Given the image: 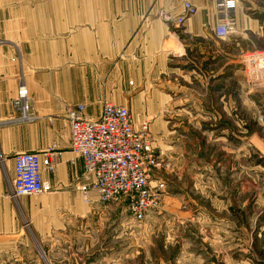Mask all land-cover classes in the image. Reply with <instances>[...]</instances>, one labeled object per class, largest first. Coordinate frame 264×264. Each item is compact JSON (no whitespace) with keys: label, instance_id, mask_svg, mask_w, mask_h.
<instances>
[{"label":"crops","instance_id":"0c3cea01","mask_svg":"<svg viewBox=\"0 0 264 264\" xmlns=\"http://www.w3.org/2000/svg\"><path fill=\"white\" fill-rule=\"evenodd\" d=\"M253 1L238 0L233 13L238 27L247 23V8L257 6ZM185 3L197 12L180 28L162 18L163 14L179 18ZM217 19L215 0H0V264H41L26 231V224H33L34 208L27 199L11 195L16 154L58 150L61 158L55 172L43 173L48 195L54 196V203H79L76 193L84 166L71 152L69 108L84 105L87 117L98 119L104 103L111 102L130 111L137 129L143 117L137 122L134 109L152 108L156 118L149 125L151 132L165 122L171 94L184 89L179 80H184L188 91L189 81L196 77L204 89L202 107L235 106L236 88L225 87V77L227 61L236 56L226 53L225 41L215 37ZM175 29H180L178 34ZM191 53L201 57L199 66L192 62L185 72L169 64ZM167 76L171 94L164 89ZM21 84L27 86L39 120L27 126H2L13 115L12 101ZM155 151L163 159L164 154ZM168 195L165 185L162 197ZM91 201L98 200L93 195ZM215 247L219 252L226 246ZM176 264L236 261L218 256Z\"/></svg>","mask_w":264,"mask_h":264},{"label":"rangeland","instance_id":"374dc122","mask_svg":"<svg viewBox=\"0 0 264 264\" xmlns=\"http://www.w3.org/2000/svg\"><path fill=\"white\" fill-rule=\"evenodd\" d=\"M253 2L257 6L244 12L246 25L235 22L223 41L226 53L236 56L227 61L225 77V87L236 88L235 106L202 107L200 77L189 81L188 91L180 79L184 89L173 95L170 77L164 79L173 100L163 113L165 122L150 132L154 151L164 154L163 169L152 178L162 182L151 183L160 206L144 221H136L122 203H85L83 180L78 204L54 203L48 194L22 197L34 208L26 231L41 264H176L218 256L264 264V89L250 82L241 63L245 53L264 51V0ZM192 62L199 66L201 57L191 53L169 64L186 72ZM134 110L137 122L143 117L137 127L144 121L153 125L152 108ZM165 185L169 198L162 197ZM216 244L226 247L218 252Z\"/></svg>","mask_w":264,"mask_h":264},{"label":"built area","instance_id":"2783aa9c","mask_svg":"<svg viewBox=\"0 0 264 264\" xmlns=\"http://www.w3.org/2000/svg\"><path fill=\"white\" fill-rule=\"evenodd\" d=\"M217 23L214 35L226 40L234 30L233 13L238 0H215ZM196 8L184 4V14L173 20L176 27L196 14ZM250 82L264 89V51H250L242 56ZM13 115L2 125L31 124L39 120L32 108V100L26 85L21 84L12 101ZM71 152L82 160L84 166L82 194L85 203L92 196L103 204L122 203L138 221L158 209L160 198L151 187L152 178L163 169L151 143L149 122L137 129L130 111L111 102L103 105L98 119L87 117L84 105L67 110ZM61 158L54 147L42 153H20L13 157L14 179L11 195L14 198L38 197L49 193L43 173L52 174ZM162 186V185H161Z\"/></svg>","mask_w":264,"mask_h":264}]
</instances>
